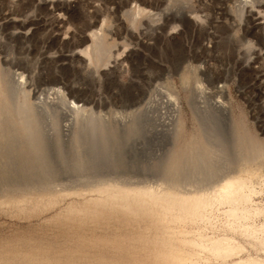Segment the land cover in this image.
I'll return each instance as SVG.
<instances>
[{
  "label": "rangeland",
  "instance_id": "1",
  "mask_svg": "<svg viewBox=\"0 0 264 264\" xmlns=\"http://www.w3.org/2000/svg\"><path fill=\"white\" fill-rule=\"evenodd\" d=\"M243 1L0 0V71L7 83L15 80L12 84L6 83L7 87L9 86L8 90L14 89L12 92L16 94L18 92L16 81L19 84V77H22L24 79L21 78L20 83L24 84L26 91L28 90L30 100L37 111L41 112L40 108H43L47 102L48 106L51 102L59 103L60 100L56 101V99L63 95L62 98L65 97L67 102H77L89 110L88 112L92 111L94 114L90 113L98 119L102 117L100 118L102 121H116V118L121 119L124 116H129L134 121L132 131L120 132L115 139H111L109 146L103 147L100 143L101 139L93 140L95 143L90 140L94 145L88 142L89 139H86L83 132L80 133L79 138L77 137L78 139H73L71 135L55 137L51 123L49 124L44 117H41L42 115H39L38 119L46 122L43 121L46 124L43 127L44 123L40 120L44 134H51H48V137L44 135L46 142L48 138L50 142L53 139V142L49 143L52 146L44 140V147L49 145L45 148L46 151L49 149L53 151L52 157L48 155L47 158L52 161L50 167L53 170L49 175L51 181L60 186L69 184L81 174L80 170L76 172L75 170L79 168L80 163L85 164L83 162H86L85 166L89 170L87 172L93 173L89 164L92 161L94 169L96 166L95 171L98 170L97 173L106 176L115 175L118 170L124 177L126 176L125 178L132 181L145 182L146 179L150 181L157 178L162 173L160 159H163L167 151L176 143V135L173 131L175 130L173 94H178L184 103L181 112L184 123L182 137L188 136L199 127L205 136L210 132L206 138L212 141L211 143H218L221 140L227 150L231 151V120L241 117L246 130L264 143V0H259L260 2L256 0L253 5H244ZM90 32H97L101 36L102 46L99 48V53L101 51L104 53L92 63L83 54L84 49L91 44ZM103 59H106V62ZM187 73L191 79H197L199 83L198 86L190 84L186 90H183L180 80ZM56 90H62L61 95L56 93L57 95L51 96V99L50 94L53 91L57 92ZM10 91L11 97L14 96L15 94ZM188 94L193 95V98L196 94H201V99L197 101H203L201 105L207 106L209 115L200 113L201 119L195 120L184 101ZM204 98L207 103L204 102ZM224 100L226 101L223 102ZM66 101H64L65 105L63 103L62 105L61 101L59 106L56 104L57 107L63 108L62 112L65 110L63 116L59 117L60 121L57 125L64 132L71 125V118L65 113L71 104ZM228 102L231 120L227 115L220 114L224 112L222 109L227 107ZM224 103L226 104L222 108ZM218 113L221 116L218 117L219 119L211 116ZM223 117H225L224 121ZM209 118L212 120L210 121ZM198 119L200 121L196 124L194 121ZM67 120H70L69 123ZM47 128L52 131L47 132ZM70 129L71 127L68 131ZM57 141H62L58 146L65 145L63 148L61 146L62 149L59 146L61 153L57 150ZM78 142L81 143L80 147L83 150H80ZM82 144L85 145V149ZM76 147H79V155L76 154L78 153ZM87 149L96 151L94 153ZM102 149L103 152H100ZM51 151L47 153L50 154ZM84 151L85 153L88 151L86 155ZM90 152L97 156L94 157L93 154L88 156ZM8 154L6 155L4 150L0 156L2 162L0 164L3 166L0 165V169L3 168L5 173L11 171L9 175H12V180L8 178V173L5 174L0 170L4 176L1 178L0 174L1 184L12 183L15 176L18 178L22 172H28V169L40 175L41 160L38 159V163L36 158H33L37 162L35 166L32 158L23 153L17 154L19 157L12 154L10 157ZM83 154L86 156L83 158L88 161L85 158V161L83 158L80 159ZM2 156L5 158L3 159ZM8 156L12 165L16 166V170L9 165L11 163L6 159ZM20 156L25 164L21 162ZM12 157H17V160L21 159V161L16 162L15 159L13 163ZM74 160L81 162L76 165L77 161ZM69 161L71 164L74 162L72 167ZM16 163L22 170L17 168ZM120 165L123 170H120L122 169ZM9 166H12L10 168L14 171L11 169L8 171L6 168ZM54 169L57 171L54 172ZM17 171L20 175L15 173ZM32 174L37 175L33 172ZM4 179H8L9 182ZM262 189L253 196L251 202V207L263 209L262 214L253 219L257 224L264 219V185ZM69 201L70 199L67 198L51 209L32 212L29 211L31 210L29 207L0 206V248L10 247V242L17 240L62 242L73 234L106 236L113 230L92 227L70 230L55 223L56 214ZM221 218L222 215H218L214 219L219 221Z\"/></svg>",
  "mask_w": 264,
  "mask_h": 264
},
{
  "label": "bare ground",
  "instance_id": "2",
  "mask_svg": "<svg viewBox=\"0 0 264 264\" xmlns=\"http://www.w3.org/2000/svg\"><path fill=\"white\" fill-rule=\"evenodd\" d=\"M254 1L256 0H244L243 2L244 5H253ZM89 35L91 44L87 49H84L83 54L92 63V61L101 58L104 53L102 51L99 53V48L102 46L101 36L97 32H90ZM107 56L110 57V55ZM107 56L106 58H108ZM188 75L189 73L182 75V81L180 80L183 90H186L190 84L198 86L197 79H191ZM21 78L19 77L20 82ZM5 79L0 71V156L4 150L6 155L10 154V157L11 154L19 157V153H23L25 156L31 157L32 160L33 158H36V161L41 160L39 164L41 171L38 175L39 173L31 170L37 174L33 176L29 169L24 168L26 165L20 163L28 172H22L19 176L20 172L17 171L15 173H18L19 175H16L19 177L15 176V181L4 185L0 183V206L29 207L31 208L29 211L32 212L51 209L59 205L62 200L69 198L68 204L56 214L55 223L70 228V230L91 227L113 230L106 236L94 234L75 236L73 234L68 239H63L62 242L13 241L10 242V247L0 248V264H264V219L258 224L253 222L255 217L262 214L263 209L251 207L253 196L263 190L264 143L246 130L241 122V117L231 120L229 102L226 108L224 107L226 103L222 105V108L224 107L222 111L225 113L222 111L219 113L222 116L227 115L232 122L231 151L227 150L221 140L220 142L216 140L218 143H211L212 141L210 142L206 138L210 132L206 131L208 135L205 136L199 127H196L194 132L188 136L182 137L184 123L181 112L184 103L178 94H173L175 101L173 106L175 107V130L173 131H175L176 143L173 146L170 144L172 147L170 146L171 148L163 159H160L162 173L157 178L150 181H146V179L145 182L128 180L120 171L118 172L116 169L118 166L115 168L117 170L115 175L106 176L100 172L97 173L98 170L95 171L96 166L94 169L93 161L89 163L92 168L90 166L89 168L94 172H87L88 167L86 168V162L83 161H85L84 158L88 151L86 153L84 151L85 155L83 154L79 158L82 159L85 156L82 161L85 164H81V160L80 162L74 160L77 161L76 165L80 163L75 172L80 170L81 174L78 178L76 177L77 179L69 180V184L60 186L54 184L49 177L53 169L50 167L52 161L47 158L48 155L52 157L53 151L48 148V151H51L50 155L45 148L53 142V139L50 142L48 138L49 145L44 147V140L47 143L45 136L50 134L46 133L45 135V131L42 130L46 125L45 121L51 123L55 137L71 135L75 139L79 138L80 133L83 132L86 139H89L88 142L92 143L90 140L101 139L100 143L104 147L111 143V139L120 135V132L132 131L134 129L133 119L124 116L121 119L118 117L119 120L116 118V121H102L100 120L102 117L98 119L92 111L90 112L93 114L77 102H67L65 97L62 98L63 95L59 96L62 90H56L57 92L53 91V94H50V98L58 93L59 97L55 96V98L58 97L56 101L60 100L61 104H64V101L71 104H69L70 106L67 104L69 108L65 112L71 118V129L68 131L69 127L64 132L57 126L60 121L59 117L63 116L65 111L62 112L63 108L57 107L60 101L58 103L54 100L56 103H52L51 100L49 102L52 104L49 103L48 106L47 102L45 108L41 106L43 107L40 108L41 112L37 111L24 84L20 82L18 84L16 81L18 92L15 94L12 92L14 89L10 91L11 89L8 90L9 86L7 87V84H12L15 80H12V83H7ZM9 91L15 95L11 97ZM195 96L193 98V95L189 96L188 94L184 101L196 120L200 118V113L209 115L210 111L207 106L201 105L203 101H197L201 99V94ZM204 102L207 103L206 100ZM38 104L35 105L38 106ZM55 107L56 109H54ZM234 108L236 109V107ZM219 113L211 116L220 118ZM39 115L45 119V121L43 120L45 123L40 119L41 123H44L43 127L38 119ZM63 118L65 119V117ZM224 119L225 117H223V121ZM70 120L67 122L69 123ZM198 121L200 120L194 122L197 124ZM46 131L52 130L47 128ZM61 137L60 139H63ZM118 140L120 141V138ZM59 142L61 144L62 141ZM59 142H56L57 146ZM80 142L77 143L79 147ZM53 145L56 146L54 143ZM59 146L57 147L58 151H60ZM61 146L63 148L65 145ZM79 147H76L77 151ZM80 150L83 149L80 147ZM104 150L106 151V149ZM95 151L93 152L95 153ZM101 151L103 152V149ZM93 152L87 155L90 156ZM46 153L47 156H45ZM76 154L79 155L80 151ZM95 156L97 155L95 154ZM17 157H12L14 158L13 163H15V159H18ZM31 158H29L30 162ZM6 159L11 163L9 156ZM27 161L25 162L27 163ZM94 161L96 162L95 158ZM31 163L34 166V163ZM73 163L70 162L69 165L71 166ZM36 164L37 162H35V166ZM0 165L2 166V164ZM122 165L124 166V164ZM12 166L16 170V166L14 167V164ZM12 166L6 169H11ZM19 166H17L18 169ZM4 167H6L5 164ZM13 168L12 171H14ZM121 168L120 170L124 169ZM72 169L74 171V168ZM0 170L3 171V168ZM83 170L85 171L81 172ZM55 171L57 170L54 169ZM9 172L3 171L8 175ZM3 173L0 172L1 178L4 177ZM55 174L54 176H56ZM6 176L5 178H7ZM9 177L12 180V175ZM4 180L9 182L8 179ZM218 215H222V218L216 221L214 218H217Z\"/></svg>",
  "mask_w": 264,
  "mask_h": 264
}]
</instances>
